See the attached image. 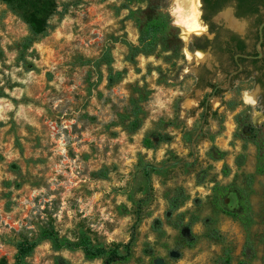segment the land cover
Segmentation results:
<instances>
[{
	"label": "rangeland",
	"instance_id": "374dc122",
	"mask_svg": "<svg viewBox=\"0 0 264 264\" xmlns=\"http://www.w3.org/2000/svg\"><path fill=\"white\" fill-rule=\"evenodd\" d=\"M53 1L46 35L20 53L25 25L0 3V257L10 262L13 242L44 227L68 240L82 233L92 244L124 242L140 200L129 257L112 264H219L224 250L236 264L245 242L246 264H264V168L255 169L257 149L243 131L250 124L264 142V106L250 79L232 80L208 99L193 137L209 92L203 54L188 50L204 32L198 4L200 31L178 36L173 0H161L178 49L157 46L127 60L137 37L128 10L142 0ZM107 67L121 71L111 84ZM211 80L224 85L218 73ZM148 132L168 140L145 148ZM221 192L225 207L242 203V220L218 209ZM174 196L178 205L165 217ZM56 259L99 264L43 239L23 264Z\"/></svg>",
	"mask_w": 264,
	"mask_h": 264
},
{
	"label": "trees",
	"instance_id": "16d2710c",
	"mask_svg": "<svg viewBox=\"0 0 264 264\" xmlns=\"http://www.w3.org/2000/svg\"><path fill=\"white\" fill-rule=\"evenodd\" d=\"M144 6L139 9L128 10V15L131 17L137 31L136 44L128 45L127 47V60H131L132 57L137 54H149L155 47L159 46L163 50H171L176 52L178 45L180 44L179 38L176 36V32L169 24L167 14L162 10L161 0H142ZM204 7H208L210 4L208 0H202ZM222 3L228 0H221ZM237 12H249L253 9L255 3L263 4L264 0H234ZM0 3L4 5L5 9L12 14L19 17L25 25V33L21 36L18 42V53L21 50L28 47L30 44L46 35L50 28L49 17L55 13V4L53 0H0ZM102 57L105 58L106 65L109 63L107 52L102 53ZM121 71H110L107 67V73L105 76L106 83L111 84L120 77ZM264 103V102H263ZM238 122V121H237ZM131 128H135L138 125L137 118L130 121ZM246 138L249 139L257 149V158L255 169L262 171L264 168V142L257 138V130L250 124H245ZM244 126V125H243ZM168 140V136L164 133L148 132L141 138V144L145 148H151L158 142ZM144 175L146 170L143 169ZM7 183V182H6ZM17 184H14L16 186ZM217 189L216 187L214 188ZM234 191H237L233 188ZM226 197L225 193L218 194L215 200L216 206L222 212L235 217L238 220H242V203H239L237 208L225 207L223 199ZM140 200L135 201V209L133 211V222L130 225L128 238L124 242H112L109 245L92 244L90 240L82 233L78 234L74 240H68L57 236L56 232L51 227H44L39 230L37 237L35 238H20L13 242L14 252L12 260L7 262L4 257H0V264H23L24 257L28 255L39 240H47L50 245L55 248H67V249H79L82 256L86 259L98 258L99 264H112L115 262L125 261L130 254V248L135 237V227L138 219V203ZM167 208L164 211V216L168 217L171 210L178 205L177 197H170L168 200ZM158 219H153L151 227L153 229L158 228ZM187 233V229L185 230ZM212 233L214 231L212 230ZM191 241L188 240L187 244ZM251 254L250 245L245 242L241 249L242 259L238 260L236 264H246L248 257ZM219 264H229V256L227 250H224L222 256L218 259ZM55 264H62L60 259H56Z\"/></svg>",
	"mask_w": 264,
	"mask_h": 264
},
{
	"label": "flooded vegetation",
	"instance_id": "af4514ba",
	"mask_svg": "<svg viewBox=\"0 0 264 264\" xmlns=\"http://www.w3.org/2000/svg\"><path fill=\"white\" fill-rule=\"evenodd\" d=\"M196 3L204 32L201 38L189 42L188 50H199L203 54L206 63L203 70L208 76L204 86L209 89L208 96L212 97L220 90L223 92L232 80L250 79L255 87V97L264 106V24L258 32L259 24L264 21V5L255 3L249 12H237L234 0L224 3L208 0V7H204L202 0H196ZM225 9L216 21L213 17ZM216 73L222 76L224 84L228 78L225 89L212 82ZM206 105L207 102L202 107L205 112Z\"/></svg>",
	"mask_w": 264,
	"mask_h": 264
},
{
	"label": "bare ground",
	"instance_id": "6f19581e",
	"mask_svg": "<svg viewBox=\"0 0 264 264\" xmlns=\"http://www.w3.org/2000/svg\"><path fill=\"white\" fill-rule=\"evenodd\" d=\"M196 0H173L171 7L172 23L179 27L181 36L190 32H199L201 27L197 23L195 16ZM196 57H200V52H195ZM247 97V99H246ZM241 98L245 103L252 104L254 95L252 92L243 91Z\"/></svg>",
	"mask_w": 264,
	"mask_h": 264
},
{
	"label": "water",
	"instance_id": "95a60500",
	"mask_svg": "<svg viewBox=\"0 0 264 264\" xmlns=\"http://www.w3.org/2000/svg\"><path fill=\"white\" fill-rule=\"evenodd\" d=\"M263 24H264V21H262V22L259 24V26H258V32H259V33H260V27H261ZM178 36H181V33H180V32L178 33ZM196 51L199 52V50H196ZM227 84H228V78H227L226 83H225L224 85H218V87L225 89V88L227 87ZM209 98H210V96H208L207 98H205V100H204L203 103L205 104V103L208 101ZM204 116H205V108H203V110H202V116H201V119H200V122H199V124H198L197 130H196V132H195V134H194L193 137H195V135H196V134L198 133V131L200 130L201 125H202V122H203V120H204ZM191 141H192V140H191ZM153 264H162V262H161L160 259H156V260L154 261Z\"/></svg>",
	"mask_w": 264,
	"mask_h": 264
},
{
	"label": "clouds",
	"instance_id": "9594fccd",
	"mask_svg": "<svg viewBox=\"0 0 264 264\" xmlns=\"http://www.w3.org/2000/svg\"><path fill=\"white\" fill-rule=\"evenodd\" d=\"M246 99H247V97H246Z\"/></svg>",
	"mask_w": 264,
	"mask_h": 264
}]
</instances>
